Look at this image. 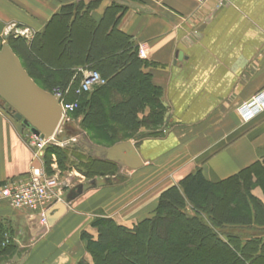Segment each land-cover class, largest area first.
<instances>
[{"label":"crops","instance_id":"0c3cea01","mask_svg":"<svg viewBox=\"0 0 264 264\" xmlns=\"http://www.w3.org/2000/svg\"><path fill=\"white\" fill-rule=\"evenodd\" d=\"M74 4L95 21L112 4L123 6L115 29L137 46L144 62L140 70L159 88L170 124L162 136L131 140L141 167L118 164L116 175L93 176L67 188L65 209L52 224H41L35 214L0 197L7 248L0 264H76L89 255L81 232L96 236L93 218L109 217L130 229L155 213L165 190H181L188 174L200 170L216 182L249 166L264 167V110L249 120L237 111L264 89V0L201 5L195 0H0V46L9 36L7 26L41 34L62 7ZM140 46L144 57L138 55ZM143 110L139 119L149 108ZM25 133L0 105V186L44 166L33 157ZM250 193L264 210L263 188L254 183ZM250 226L264 230V223L254 220Z\"/></svg>","mask_w":264,"mask_h":264},{"label":"trees","instance_id":"16d2710c","mask_svg":"<svg viewBox=\"0 0 264 264\" xmlns=\"http://www.w3.org/2000/svg\"><path fill=\"white\" fill-rule=\"evenodd\" d=\"M80 6V4H74L62 7L59 14L53 16L49 24L54 19H59L63 14L85 20V28L84 30L80 28L79 34H76L74 23L70 19L62 21L60 27V29H63V44L67 52L61 64L63 63L65 67H72L69 64L79 62L80 59L76 58L79 49L76 43L82 41L83 37L87 38V35L90 34L86 41L87 48H81L79 57L84 56V64L92 65L91 67L95 68L94 70H103L102 75L106 83L95 86V89L90 93L86 92L88 96L85 102L90 104L96 99V96L99 97L102 94V89L110 87L111 89L108 91L112 93L114 98L110 118L115 119L116 123L118 117L123 115L124 117H131L132 123L139 124L142 121L137 117L138 108L139 110L142 108L139 104L140 101L143 104L148 103L154 106V110L149 111L143 117L148 120L147 123L153 122L156 124L161 122L163 109L159 101V88L150 82L148 74L140 70L144 62L143 59L137 56V46L133 43L132 38L115 29L118 16L124 10L123 6L112 4L99 21L90 18L86 11L79 12L81 10ZM46 31L45 29L41 34L34 35L30 41L24 39L25 45L28 48L37 49V53H40L45 43L43 37ZM77 36L78 39H76ZM35 37L37 41L39 39L37 46L32 43ZM97 37L100 38L103 44L101 41L94 39ZM6 40H8V37ZM7 43L9 44V42ZM67 73L71 72L68 71ZM28 74L30 75L29 72ZM77 74L80 78L82 77L81 73ZM30 77L33 79L32 75ZM119 85H121L120 90L125 91L124 89H127L129 94L121 92L122 94L119 96V92L117 93ZM134 96H136L135 99ZM134 106L137 107L135 111L133 110ZM23 128L26 129L24 126ZM65 131L68 132V129ZM69 133L75 134L74 131H69ZM80 133H83V137H86V132L83 129ZM107 136L111 138L113 134L110 132ZM119 141L124 140H117L113 144ZM47 154L60 155L59 167L66 169L74 164L86 176L105 174L103 170L102 173L98 171L101 165L104 167L118 165L114 161L96 158L85 152L77 141L70 149L49 143L45 147L42 156L43 167L47 174L50 173L47 168ZM67 155L68 158L71 157L70 160H68ZM253 177L255 180H253ZM254 183L259 184L264 191V167L249 166L216 182L205 179L200 170H197L186 175L180 181L181 190L175 186L165 190L159 197L155 213L150 218L135 224L133 229L118 225L109 217L97 216L91 221V226L96 230V236L93 237L90 233L82 231L81 238L85 241V249L88 254L95 258L92 264H215L216 256L214 257V253L218 254L216 249L223 253L225 256L223 260L226 261V264H255V261L264 259V250H262L264 247V238L262 237L264 232L257 227L250 226V223L253 220L258 221L255 210L263 216L264 210L261 202L256 200L250 193L251 188L249 186ZM215 190H220L221 194L216 195ZM163 196H165V200L162 199ZM215 196H218L215 204L219 203L226 206L231 201H240L247 211L248 218L244 219V222L228 223L242 225L240 227L244 228L250 227V229L241 233L237 230L231 231L219 227L220 225L215 224L212 213L206 214L212 220L211 222L204 218L205 216L200 214L201 211H197L194 206H192V212H186V202L205 204L206 199L213 200ZM170 197L173 203L170 202ZM163 201L171 206L162 208ZM180 205H183V207H179ZM214 206H211V212L214 211ZM216 221L217 223L227 222L225 219L219 222ZM144 224H148V227H143ZM3 232L0 225V253L5 252L7 249ZM119 234H122V237L117 239L116 237ZM116 240L117 244H114ZM151 242L158 243L154 244L153 252H151V245H153ZM118 250H125L130 258L120 256ZM76 264L88 263L84 259H80Z\"/></svg>","mask_w":264,"mask_h":264},{"label":"rangeland","instance_id":"374dc122","mask_svg":"<svg viewBox=\"0 0 264 264\" xmlns=\"http://www.w3.org/2000/svg\"><path fill=\"white\" fill-rule=\"evenodd\" d=\"M82 9V8H81ZM73 13V12H72ZM75 18V19H74ZM71 20L74 23V28L76 31V34H79L80 28L84 30L85 26V20L84 19H79L76 16L72 17L69 14H63L62 16L59 17V19H55L49 28L47 29L45 36L43 37L44 39V46L42 48V51L40 53H37V49L34 50V48L30 47L28 48L25 43H24V38L28 39L29 41L33 38L31 32L28 30L27 33L24 36H16L18 38H12L15 37L13 35L8 36L7 42H9L11 48L15 52V54L19 57L21 63L23 64L24 68L32 75L33 79L35 82L42 87L43 89L47 90L49 93L52 92L54 89H58L61 97H62V103L63 104H69L72 103L74 98L76 100V105L72 109H66V114L64 115L62 122L59 124V127L57 129V132L54 135L53 140L50 142L51 144H56L62 148L70 149L73 147V144L75 143L76 140L77 142L80 143L81 140L87 139L88 141H91L94 144L104 146V147H109L113 144V142L117 140H133V141H141L146 138H154V137H159L164 135L165 130L169 126V122H167V117L163 115L162 121L158 123H153V122H148V120H145L142 116L140 119L142 121L139 124L132 123L131 117L128 116H119L117 123L115 122V119L112 117L110 118V111H111V106L114 103V98L113 95L109 89H102V94H100L99 97L96 95V99L93 100L90 104L85 102V99L87 98L88 94L86 92H78V85L82 81V77L80 78L77 73H81L82 75V70H86L88 72L90 71H95L99 74V79L91 81L89 84L92 85V88L87 91V93L90 91L92 92L95 89V86L106 83V80L104 76L102 75V69H97L94 70L95 68L89 66L88 64H84V56H80V51L81 48H87L86 47V41L87 38L89 37L90 34L87 35V38L83 37L82 41H77L76 45L79 47L78 52L76 54V58L80 59L79 62H75V64H69L72 67H65L63 63V58L65 54H67L64 44H63V29L61 27L62 21H68ZM16 25V24H15ZM10 26V25H9ZM17 26V25H16ZM8 28V27H7ZM6 28V30H7ZM78 30V31H77ZM79 37L77 36L76 39ZM98 40L99 42L101 41L99 37L94 38ZM112 40H114L112 38ZM111 40V41H112ZM39 43V39L37 41V38L35 37V40L32 43H35L36 46ZM102 42V41H101ZM65 43V42H64ZM103 44V42H102ZM83 52V51H82ZM59 70V71H55ZM70 71L71 73H67ZM77 77V78H76ZM121 85H119V88L117 89V93L119 92V96L122 93L129 94L127 89L120 90ZM122 92V93H121ZM256 95V94H255ZM94 97V96H93ZM136 96H134V99ZM247 102V101H246ZM245 103V102H243ZM238 106L237 111L240 106ZM134 104V103H132ZM141 110H139L137 113H144L143 108L148 107L149 111L154 110L153 105H149L148 103L143 104L142 101L139 102ZM0 105L6 109L8 112V108L6 103L0 98ZM136 106L133 107V110H136ZM260 110L259 112H262ZM147 112V114L149 113ZM258 112V113H259ZM121 113V112H120ZM239 113V111H238ZM256 113V114H258ZM255 114V115H256ZM144 115V114H143ZM254 115V116H255ZM146 116V115H145ZM239 116L242 120H249L253 118L252 116L249 119L242 118V116L239 113ZM131 123V125H130ZM104 125V127H103ZM83 129L86 132V137H83V133L81 132V129ZM68 129V132L65 130ZM26 131V129H24ZM69 131H74L75 134H70ZM112 133L113 136L111 138H108V134ZM82 143V142H81ZM49 145V144H48ZM45 149L43 150L42 156L44 154ZM47 168L50 170V173L48 175L52 174H58L60 182H63V185H59V187L53 189L56 191H61L64 193L67 188H71V190H74L75 185L78 183V180H86L88 178H91L93 176L97 177H104L107 175H116L118 174V171H116V168L118 165L115 167L111 166H103L101 165L99 172L103 170L105 174H96L93 176H86L81 172L79 169L76 168V166L73 164L70 168L63 169L62 167L58 166V162L60 161V155L57 156L56 154H47ZM68 158V155H67ZM71 157L68 158L70 160ZM68 163V162H67ZM100 166V165H99ZM97 171V172H98ZM46 172V171H45ZM77 173L79 175L74 174ZM47 173V172H46ZM102 173V172H101ZM259 185V184H256ZM254 186L250 185L249 187L252 188ZM215 194L219 195L221 194L220 190H215ZM63 195V194H62ZM1 197V195H0ZM2 198V197H1ZM218 196H215L214 199H206L205 204L201 203H195V202H186L185 203V210L186 212H192L194 206L197 211H201V215L205 216L204 218L210 220L208 216V213H212L214 215V222L215 224L219 227H224L227 229H230L231 231H239V232H245L250 229V227H240L242 225H238L235 223H228V222H237V221H243L244 219L248 218L247 211L242 203L239 201H231L229 202L228 205H223V204H215ZM163 200H165V196L162 197ZM171 199V197H170ZM173 203V200L171 201ZM216 205V206H214ZM171 206L169 203L167 204L166 201H163L162 208H169ZM211 206H214V211L211 212ZM179 207H183V205H180ZM229 208V209H228ZM163 211V210H162ZM255 215L258 216V221H255V223H264V216L259 214L257 210H255ZM226 220L227 222L223 223H217L216 220L222 221ZM212 222V220H210ZM134 227V226H133ZM130 228V229H133ZM143 227L147 228L148 224H144ZM261 231L264 232L263 229ZM122 237V234H119L116 238L119 239ZM119 243V242H118ZM152 246V251H154L153 248H155L154 244L158 243H153ZM117 244V240L116 243ZM264 250V247L262 248ZM119 255L125 258H130L129 254L125 250H118ZM216 252L218 254L214 253V257L216 256V262L215 264H226V261L223 260V253H220V250L216 249ZM264 252V251H263ZM110 257V255H108ZM124 258V259H125ZM84 261L88 264H92L95 261V258H93L90 254ZM255 264H264V259H259L255 261Z\"/></svg>","mask_w":264,"mask_h":264},{"label":"water","instance_id":"95a60500","mask_svg":"<svg viewBox=\"0 0 264 264\" xmlns=\"http://www.w3.org/2000/svg\"><path fill=\"white\" fill-rule=\"evenodd\" d=\"M0 98L12 117L33 135L48 140L57 132L62 117L59 99L30 77L7 42L0 46ZM81 142L82 149L96 158L114 161L123 168L137 169L143 165L131 140L119 141L109 147L84 138ZM64 209L62 201L54 204L46 212L47 223L52 224Z\"/></svg>","mask_w":264,"mask_h":264},{"label":"built area","instance_id":"2783aa9c","mask_svg":"<svg viewBox=\"0 0 264 264\" xmlns=\"http://www.w3.org/2000/svg\"><path fill=\"white\" fill-rule=\"evenodd\" d=\"M197 4L201 5L206 0H195ZM5 33L7 35L24 36L27 33V29L20 28L15 24L7 26ZM138 55L144 57L143 47H138ZM99 74L95 71L82 70V81L78 85V92H87L92 88L89 84L91 81L98 80ZM103 83V82H102ZM101 83V84H102ZM100 84V85H101ZM52 95L59 99V103L62 108L61 122L66 114V109H72L76 105L74 98L72 103L63 104L62 97L58 89H54L51 92ZM264 108V89L257 92L251 100L243 103L239 107L238 111L242 118L249 119ZM60 122V123H61ZM26 143L32 150L33 157L42 160V153L45 147L53 140L54 136L48 140L40 139L33 135L26 129ZM59 185H63L60 182L58 174L48 175L44 167H31L26 177L5 182L0 186V195L7 201L9 206L16 210L28 211L37 216L39 222L43 225H47L46 212L59 201H62V192L53 190Z\"/></svg>","mask_w":264,"mask_h":264}]
</instances>
